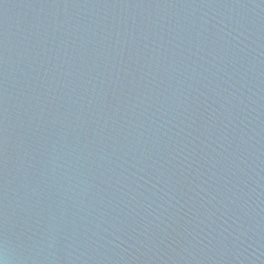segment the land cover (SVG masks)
<instances>
[{
  "label": "water",
  "instance_id": "water-1",
  "mask_svg": "<svg viewBox=\"0 0 264 264\" xmlns=\"http://www.w3.org/2000/svg\"><path fill=\"white\" fill-rule=\"evenodd\" d=\"M0 264H264V0H0Z\"/></svg>",
  "mask_w": 264,
  "mask_h": 264
}]
</instances>
